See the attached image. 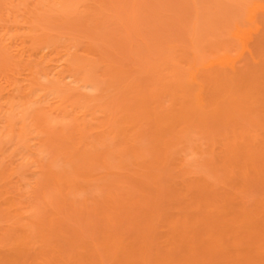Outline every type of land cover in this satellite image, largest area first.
I'll use <instances>...</instances> for the list:
<instances>
[{"label": "rangeland", "instance_id": "obj_1", "mask_svg": "<svg viewBox=\"0 0 264 264\" xmlns=\"http://www.w3.org/2000/svg\"><path fill=\"white\" fill-rule=\"evenodd\" d=\"M0 97V264H264V0H0Z\"/></svg>", "mask_w": 264, "mask_h": 264}, {"label": "bare ground", "instance_id": "obj_2", "mask_svg": "<svg viewBox=\"0 0 264 264\" xmlns=\"http://www.w3.org/2000/svg\"><path fill=\"white\" fill-rule=\"evenodd\" d=\"M250 16H251V14H249V17H250ZM243 40H244V39H243ZM66 57H68V56H66ZM72 58H74L73 55H71V57L69 56L68 58H65V60H64L63 63L58 64V65L55 64V65H54L55 67H53V68H54V71H55L56 68H57V69H56L55 72L52 71V72H54L53 74L50 72L52 75L49 73L48 76H50V75L52 76V79H50V80H52L54 83H57V82H58L59 84H60V82H61V84L59 85L60 87L57 85V86H58L57 88H60V89H61V88H64L63 86H61V85H64V84H65V86L68 85V88H69L70 85H72V86H70V87H73V89H74V88H75V89L77 88V92H78V89H81V90H82V88H84V89H87V88H88L89 91H85V92H87V93L90 92V93H88V94H91V91L93 90L94 85H93L90 81H88V78L86 77V75H83V76H76V75H75L76 72H77L78 69H79L78 64H76V62H77L78 60L75 62V61H72V60H71ZM40 61H41V60H40ZM28 66L30 67V65H28ZM28 66H27V67H28ZM24 67H25V66H24ZM29 67H28V68H29ZM34 67H35V66H34ZM25 68H26V67H25ZM30 68H31V67H30ZM34 69H35V68H34ZM34 69H33V70H34ZM36 69H38V68H36ZM27 70H28V69H27ZM30 70H31V69H30ZM39 70H40V69H38V72H36L37 70L34 71V74H33L34 77L36 76L37 73H38V74H42V72L39 73V72H40ZM41 71H42V70H41ZM44 71H45V70H44ZM35 72H36V73H35ZM48 72H49V71H48ZM24 73H25V72H24ZM30 73H31V71H30ZM25 74H27V73H25ZM149 74H150V73H149ZM15 75L17 76V74H15ZM20 75H22V73H20ZM42 75L44 76L45 73L42 74ZM25 76H26V75H25ZM22 78H23V81H25V80H24V79H25L24 76H22ZM26 78H28V77H26ZM46 78H47V74H46ZM28 79H29V78H28ZM35 79H37V78H35ZM66 79H67V80H66ZM29 80H30V79H29ZM41 80H43V77L40 78L39 81H41ZM50 80H49V81H50ZM54 80H55V81H54ZM188 80L191 81L192 83H194V81H193L194 78L190 77ZM30 81H31V80H30ZM30 81H29V82H30ZM46 81H48V80H46ZM46 81H45V79H44L42 82H46ZM195 81H196V80H195ZM25 82H26V81H25ZM27 82H28V81H27ZM27 82H26V84H27ZM29 82H28V83H29ZM34 82H36V81H34ZM23 83H24V82H23ZM36 83H37V82H36ZM36 83H35L34 85H31V87L33 86V87H32L33 89L37 88L38 90H40V88L42 87V88H41V89H42L41 92L43 93V95H44L43 90H45L44 88L47 89V88L52 87V86H53V88H56V87H54V86H56V85H52V83H51V84H48V85H49L48 87H46L47 84L44 85V84H41L40 82H38V83H40V85H36ZM189 83H190V82H189ZM30 84H31V83H30ZM41 85H42V86H41ZM186 85H187V84H186ZM193 85H194V84H193ZM197 85H198V86H197ZM35 86H37V87H35ZM190 86H191V85H190ZM194 86L198 87L199 92H198L197 96H195L194 99H192L193 102H194L193 105L195 106V108H193V109H191V110L189 109V110H190V111H194L195 109H198V110H201V109H202V111L207 112V113H205V115H206L205 117H207V116H209V115H208V114H209V113H208V112H209V111H208V108L211 109V106H214V107H212V111H213V110L215 111V109H216V108H215V107H216L215 105L217 104V103H216L217 101H215V100L212 101L213 98H210V100L208 99V102H206V104H208V106L210 105V107H207V105H205L204 99L202 98V97H203V93H202V91H203V89H202V85H201V84H196V83H195ZM43 87H44V88H43ZM191 87H192V86H191ZM26 88H28V85H27ZM57 88H56V89H57ZM66 88H67V86H66ZM66 88H65V89H66ZM49 89H50V88H49ZM190 89H191V88H190ZM31 90H32V89H30V91H31ZM35 90H36V89H35ZM35 90H34V91L32 90V91H33V92H37V91H35ZM90 90H91V91H90ZM32 91H31V92H32ZM46 91H47V90H45V92H46ZM49 91H50V90H49ZM56 91H57V90H56ZM192 91H193V90H192ZM194 91H195V89H194ZM2 92H3V91H2ZM4 92H5V91H4ZM4 92H3V93H4ZM53 92H54V90H53ZM59 92H63V91L61 90V91H59ZM59 92H57V93H59ZM26 93H27V92H26ZM49 93H50V92H49ZM191 93H192V92H191ZM223 93H224V92H223ZM4 94H6V93H4ZM34 94H35V93H33V95H34ZM36 94H38V92H37ZM228 94H231V93L229 92ZM233 94H235V93L233 92ZM233 94H231L230 97H232ZM24 95L28 96L27 94H24ZM31 95H32V94L30 93L29 96H31ZM84 95H85V94H84ZM86 95H87V94H86ZM223 95H224V94H223ZM223 95H222V96H223ZM6 96H7V95H6ZM29 96H28V97H29ZM35 96H36V95H35ZM224 96H225V95H224ZM8 97H9V96H8ZM28 97H27V98H28ZM43 97H44V96H43ZM225 97H227V95H226ZM0 98H1V97H0ZM32 98H33V97H32ZM35 98H36V97H35ZM35 98H33V100H34ZM44 98H46V97H44ZM192 98H193V97H192ZM1 99H2V98H1ZM1 99H0V100H1ZM190 100H191V99H190ZM192 100H191V101H192ZM1 101H2V100H1ZM4 101H5V104L8 103V105H10V104H9V102H10L9 99H6V98H5ZM7 101H8V102H7ZM30 101H32V100H30ZM35 101H36V100H35ZM188 101H189V100H188ZM209 101H210V102H209ZM6 102H7V103H6ZM25 102L28 103L29 101L27 102V99L25 98ZM39 102H40V101H39ZM226 102H227V101H226ZM0 103H1V102H0ZM2 103H3V102H2ZM19 103H20V102H19ZM31 103H32V102H31ZM186 103H187V102H186ZM209 103H210V104H209ZM211 103H212L213 105H212ZM215 103H216V104H215ZM223 103H224V102H223ZM5 104H2V105L4 106V109H7V111H6V112H7V115H6V114H5V115H6V118H7V121H6V122H8V120H10V119H11V116H12V114H10V112H8V110H11L12 107H10V108H11V109H10L9 106L7 105L8 107L6 108V107H5ZM37 104H38V102H37ZM224 104L226 105V103H224ZM228 104H229V103H228ZM228 104H227V105H228ZM2 105H1V107H0V111H1V109L3 110V108H2L3 106H2ZM185 105H187V104H185ZM21 106H22V104L20 105V107H21ZM232 106L234 107L233 103H232ZM232 106H231V107H232ZM18 107H19V106H18ZM196 107H197V108H196ZM206 107H207V109L205 110ZM217 107H218V105H217ZM229 107H230V106H229ZM191 108H192V107H191ZM213 108H214V109H213ZM25 109H26V107H25ZM25 109H24V111H25ZM220 109H221V108H220ZM21 110L23 111V108H21ZM21 110H19V112H21ZM216 110L218 111V109H216ZM190 111L188 112L189 114L191 113ZM217 111H216V112H217ZM29 112H30V111H29ZM186 112H187V111H186ZM4 113H5V110H4ZM4 113H3V114H4ZM12 113H13V112H12ZM22 113H23V112H21V114H22ZM32 113H33V112H32ZM3 114H2V115H3ZM8 114H10L11 116L8 115ZM24 114L29 115V113H28V114H27V113H24ZM169 114H170V113H168V114L165 113V115H169ZM214 114H215V113H214ZM34 115H35V114H34ZM171 115L174 116L173 114H171ZM196 115H197V114H195V117H197ZM8 116H9V117H8ZM13 116H14V115H13ZM19 116L21 117L22 115H19ZM19 116H17V118H18ZM23 116H24V115H23ZM175 116H177V115H175ZM175 116H174V118H175ZM198 116H199V115H198ZM20 117H19V120H20ZM30 117H31V116H30ZM150 117H151V116H150ZM162 117H163V118H162ZM178 117H179V116H178ZM192 117H193V116H192ZM3 118H4V117H3ZM9 118H10V119H9ZM17 118H16V120H18ZM193 118H194V117H193ZM193 118H191V119H193ZM202 118L204 119V115L202 116ZM30 119H31V118H30ZM155 119H156V118H155ZM158 119H159V123H160V121H161L162 124H161V123H160V124H161L162 126L165 125V121L162 122L163 119H165L163 115H161V118H157V120H158ZM203 119H202V120H203ZM4 120H5V119H4ZM13 120H14V119H13ZM13 120H12V121H13ZM21 120H25V119L23 118V119H21ZM21 120H20V121H21ZM12 121H11V122H12ZM29 121H30V120H29ZM32 121H34V120L31 119V123H30L31 125H32ZM152 121H153V120H152ZM155 121H156V120H155ZM179 121H180V120H179ZM179 121H178V122H179ZM6 122H5V123H6ZM17 122H18V121H17ZM21 122H22V121H21ZM157 122H158V121H157ZM157 122H155V123H157ZM5 123H4V124H5ZM12 123H13V122H12ZM12 123H11V124H12ZM18 123H20V122H18ZM22 123H23V124L20 125L21 128L18 127L19 130H18V129L16 130V129L12 128L13 126H15V124L11 127V126L9 125V123H7L10 127H8V129H6V130H3V131H4V132L2 131L3 133L0 132V135H1V133L4 134V133H6L7 131H8L9 133L12 132L13 135H14L13 132H17V134H16V133H15V134L18 136V137H17V136H16V137L19 139V140L17 139V141L19 142L22 136L24 137V135H25V136L27 137L26 133L23 134V133L25 132V130L27 129V127H25V126H27V125H26V123H25V126H24V121H23ZM169 123H170V121H168V125H170L172 122H171L170 124H169ZM173 123H174V122H173ZM7 124H6V126H8ZM20 124H21V123H20ZM157 124H158V123H157ZM174 124H175V123H174ZM161 125H159V127H160ZM263 125H264V123H263ZM18 126H19V124H18ZM171 126H172V125H171ZM1 127H2V126H1ZM167 127H169V126H167ZM5 128H6V127H5ZM16 128H17V127H16ZM22 128H23V129H22ZM24 128H26V129L24 130ZM161 128H163V127H161ZM161 128H159V129L161 130ZM9 129H10V130H9ZM11 129H12V130H11ZM28 130H29V129H28ZM33 130H34V129H33ZM163 130H165V129H162V131H163ZM231 130H232V129H231ZM23 131H24V132H23ZM157 131H158V129H157ZM229 131H230V130H229ZM8 132H7V134H9ZM26 132L28 133V131H26ZM159 132H160V131H158V133H159ZM7 134H6V135H7ZM12 134H9V135L12 136ZM9 135H8V136H9ZM2 136H3V135H2ZM2 136H1V137H2ZM8 136H7V137H8ZM14 136H15V135H14ZM19 136H20V137H19ZM236 136H237V135H236ZM236 136H235V138H236ZM3 138H5V137H3ZM9 138H10V137H9ZM226 138L229 139L228 137H226ZM233 138H234V137H233ZM237 138H238V137H237ZM11 139H13V137H12ZM30 139H32V138H30ZM33 139H34V138H33ZM33 139H32V140H33ZM9 140H10V139H9ZM27 140H28V139H27ZM1 141H2V140H1ZM2 142H3V141H2ZM261 143H262V141H261ZM263 143H264V142H263ZM21 144H22V143H21ZM232 145H233V144H232ZM258 145H260V144H258ZM28 147H29V146H28ZM33 147H34V146H33ZM73 148H76V145L73 146ZM226 148H227V147H226ZM29 149H30V147H29ZM31 149H32V148H31ZM43 149H44V148H43ZM235 149H236V148H235ZM76 150H77V149H76ZM223 150H224V149H223ZM223 150H222V151H223ZM39 151H40V150H39ZM223 152H224V151H223ZM33 155H35V154H33ZM228 155H229V154H228ZM36 156H37V155H36ZM251 156H252V155H251ZM29 157H30V156H29ZM232 158H233V157H232ZM30 159H31V158H30ZM249 159H250V158H249ZM20 160H21V158H20ZM33 160H34V159H33ZM26 161H27V160H26ZM34 161H35V160H34ZM225 161H226V160H225ZM248 161H249V160H248ZM231 164H232V163H231ZM250 164H251V163H250ZM230 166H231V165H230ZM245 169H246V168H245ZM251 169H252V168H251ZM256 169H257V168H256ZM228 170H229V169H228ZM231 170H232V169H231ZM248 170H249V169H248ZM257 170H258V169H257ZM236 171H237V170H236ZM249 171H250V170H249ZM239 172H240V171H239ZM254 172H255V170H254ZM256 172H257V171H256ZM256 172H255V173H256ZM257 174H258V172H257ZM250 175H251V174H250ZM258 175H259V174H258ZM247 176H248V175H247ZM243 177H244V176H243ZM257 177H258V176H257ZM247 179H249V177H247ZM251 180H252V179H251ZM7 204L9 205V203H7ZM6 206H7V205H6ZM10 206H11V205H10ZM11 207H12V206H11ZM14 212H15V210H14ZM16 228H17V227H16ZM23 228H24V227H23ZM26 229H27V228H26ZM22 230H23V229H22ZM27 231H28V230H27ZM17 232H18V231H17ZM21 232H22V231H21ZM29 232H30V231H29ZM29 232H28V234H29ZM15 234H16V233H15ZM15 234H14V235H15ZM19 235H21V233L18 234V237H19ZM22 235H23V234H22ZM24 236H25V235H24ZM24 236H23V237H24ZM15 238H16V237H15ZM19 238H20V237H19ZM19 238H17L18 241H20ZM13 239H14V238H13ZM23 240H25V238H24ZM23 240H22V241H23ZM15 241H16V239H15ZM25 241H26V240H25ZM2 243H3V242H2ZM13 243H14V242H13ZM15 243H16V242H15ZM8 244H9V243H8ZM21 244H23V245H21ZM24 244H25V243H20V242H18V245H19V246L16 247V252H17V249H19V248H21V247H22V249H23ZM4 245H5V244H4ZM4 245H3V246H4ZM13 245H16V244H13ZM3 246H2V247H3ZM6 246H7V245H6ZM11 246H12V245H11ZM20 246H21V247H20ZM0 247H1V246H0ZM4 247H5V246H4ZM5 249H6V247H5ZM8 249H9V248H7V250H8ZM0 250H2V248H1ZM14 250H15V248L12 247V251H14ZM3 251H4V250H3ZM3 251H2V252H3ZM10 251H11V250H10ZM12 251H11L12 254L10 253L11 256H9V255H5L6 253H5L4 255L2 254V256H5V257L7 256V259L10 260V258H8V256L11 257V258H13V257H14L13 253H14L15 255L18 254V256L16 255V258L14 257L13 260H15V259H17V257L20 256L19 254H21V253H19V252L15 253V251H14V252H12ZM6 252H7V251H6ZM3 253H4V252H3ZM7 253H8V252H7ZM12 255H13V257H12ZM5 257L3 258V261L6 260ZM18 259H19V258H18ZM0 261H2V260H0ZM3 261H2V262H3ZM6 262H7V260H6ZM13 262H14V261H13ZM17 263H18V260H17ZM11 264H12V262H11Z\"/></svg>", "mask_w": 264, "mask_h": 264}]
</instances>
